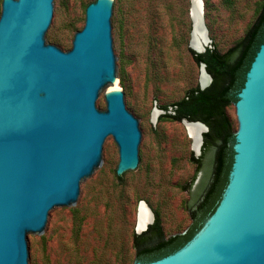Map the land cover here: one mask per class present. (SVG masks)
Instances as JSON below:
<instances>
[{"label":"water","instance_id":"obj_1","mask_svg":"<svg viewBox=\"0 0 264 264\" xmlns=\"http://www.w3.org/2000/svg\"><path fill=\"white\" fill-rule=\"evenodd\" d=\"M58 1L1 2L0 264H35L33 235L52 233L61 210L85 205V185L107 169L112 142L118 170L145 165V124L122 90L108 94L123 77L113 0L87 5L66 51L49 39ZM197 1L189 48L204 53L211 40ZM200 67L204 89L212 78ZM236 97L233 160L216 207L181 247L133 264H264V39ZM182 121L204 127L200 155L208 126ZM153 221L151 212L144 227L136 222V234Z\"/></svg>","mask_w":264,"mask_h":264},{"label":"rangeland","instance_id":"obj_2","mask_svg":"<svg viewBox=\"0 0 264 264\" xmlns=\"http://www.w3.org/2000/svg\"><path fill=\"white\" fill-rule=\"evenodd\" d=\"M93 1H58L49 33L52 44L63 51L71 48ZM260 1L202 0L210 46L223 52L242 37L256 18ZM190 4V0H113L123 72L117 85L129 99V110L145 124V165L118 170V149L112 142L107 169L85 185V205L79 211L61 210L52 233L33 235L35 264H133L141 201L158 213L166 236L182 233L190 225L187 205L206 179L205 169L195 172L191 156L199 157L203 150L200 155L193 151L182 120L164 116L188 89L199 86L201 67L189 51ZM105 106L104 98L102 110ZM226 112L236 130L234 103ZM202 160L209 172L213 153Z\"/></svg>","mask_w":264,"mask_h":264},{"label":"trees","instance_id":"obj_3","mask_svg":"<svg viewBox=\"0 0 264 264\" xmlns=\"http://www.w3.org/2000/svg\"><path fill=\"white\" fill-rule=\"evenodd\" d=\"M263 39L264 0H261L254 21L243 36L225 51L210 46L204 53H195L189 48L194 61L198 65L205 64L206 71L212 78L211 83L204 89L199 86L188 89L181 99L171 104L172 112H165L164 116L176 121L183 118L189 121L199 120L208 126V130L203 133L202 155L191 156L195 172L205 169L206 179L204 178L193 195V202L195 201L196 205L193 207V202L187 205L192 220L188 230L184 234L166 236L158 213L154 212V221L148 226L147 231L134 235L136 260L151 261L175 251L196 232L216 207L227 183L233 160L235 130L226 108L236 101V94L243 86L245 74ZM164 109L167 111L168 106ZM209 152L213 153V164L211 170L207 172V166L202 159ZM194 181L195 175L193 183Z\"/></svg>","mask_w":264,"mask_h":264},{"label":"bare ground","instance_id":"obj_4","mask_svg":"<svg viewBox=\"0 0 264 264\" xmlns=\"http://www.w3.org/2000/svg\"><path fill=\"white\" fill-rule=\"evenodd\" d=\"M192 1H193V8L195 9V6H196L195 2H198V1L197 0H192ZM200 79L201 81H204V82L207 81V76L203 73V71L201 73ZM117 91H119V86L116 84L108 94L117 92ZM183 123L186 127V130L189 136L192 139L193 150L198 152V150L200 149L202 130L204 127L198 124L188 123L186 121H184ZM150 220H151V212L149 208L142 202L139 206V212H138V217H137L138 229L144 227V225Z\"/></svg>","mask_w":264,"mask_h":264},{"label":"flooded vegetation","instance_id":"obj_5","mask_svg":"<svg viewBox=\"0 0 264 264\" xmlns=\"http://www.w3.org/2000/svg\"><path fill=\"white\" fill-rule=\"evenodd\" d=\"M192 205H193V207L196 205V202L194 201L193 203H192ZM191 222H192V220H191ZM191 224V223H190ZM190 226V225H189ZM189 226H188V228H189ZM188 228L185 230V232L188 230ZM148 229V228H147ZM147 229L145 230V231H147ZM144 231V232H145ZM141 234V233H140ZM150 233L148 232L147 233V235H149ZM174 235V234H173Z\"/></svg>","mask_w":264,"mask_h":264}]
</instances>
